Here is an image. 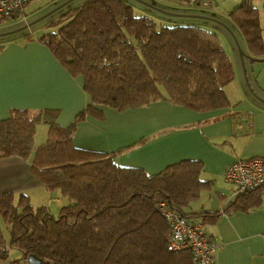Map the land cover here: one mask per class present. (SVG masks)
Wrapping results in <instances>:
<instances>
[{
  "label": "trees",
  "instance_id": "16d2710c",
  "mask_svg": "<svg viewBox=\"0 0 264 264\" xmlns=\"http://www.w3.org/2000/svg\"><path fill=\"white\" fill-rule=\"evenodd\" d=\"M230 16L251 52L261 56L257 9L242 0ZM52 24L38 40L72 76L82 77L88 101L68 126L55 122L56 109L34 115L10 109L0 119V158L31 155L32 175L66 201L55 215L45 204L34 207L25 193L16 198L1 193L0 218L10 238L6 242L0 226V260L12 247L20 255L8 264H29V257L38 264H195L188 248L167 249L171 229L160 203L205 227L232 207L258 205L264 182L238 192L221 209L196 216L186 208L207 187L199 177L201 162L185 159L149 173L118 165L114 153L78 148L72 138L87 116L103 119V107L124 112L160 99L197 112L227 107L223 87L233 70L219 37L196 25H160L124 0H85ZM41 121L48 125L46 137L35 144Z\"/></svg>",
  "mask_w": 264,
  "mask_h": 264
},
{
  "label": "crops",
  "instance_id": "0c3cea01",
  "mask_svg": "<svg viewBox=\"0 0 264 264\" xmlns=\"http://www.w3.org/2000/svg\"><path fill=\"white\" fill-rule=\"evenodd\" d=\"M124 1L136 13L160 25H196L215 32L233 70L232 80L223 87L229 104L208 112L193 111L163 99L124 112L103 107V119L87 116L76 124L72 142L81 149L114 153L113 160L118 165L142 167L149 173L185 159L199 161V177L207 187L189 203L187 213L197 216L219 210L235 196L234 184L224 177L227 166L237 159L264 156V52L261 56L251 52L230 16L242 0H214L208 7L187 0H133L137 6ZM250 2L258 11L264 41V0ZM54 28L51 21L0 42V119L6 118L12 108L26 109L30 115L56 109L55 122L68 126L86 105L82 77L72 76L38 40L43 32ZM231 82L232 98L226 91ZM47 128L43 121L37 124L34 143L45 140ZM141 138H145L144 143L122 149ZM119 149L121 152H117ZM30 160L31 155L0 158V194L7 192L16 198L25 193L31 204L40 194L42 198L37 203L51 205L56 214L58 202L66 199L48 192L32 175ZM204 228L216 247L213 264H264V193L258 205L248 209L232 207ZM11 258L14 257L9 254L0 264H8Z\"/></svg>",
  "mask_w": 264,
  "mask_h": 264
},
{
  "label": "built area",
  "instance_id": "2783aa9c",
  "mask_svg": "<svg viewBox=\"0 0 264 264\" xmlns=\"http://www.w3.org/2000/svg\"><path fill=\"white\" fill-rule=\"evenodd\" d=\"M33 0H0V20L18 18L25 21L26 5ZM190 3L211 6L214 0H187ZM227 181L234 184V195L264 182V163L260 157L237 159L224 171ZM160 211L170 225L168 250L188 248L195 264H213L216 247L200 222H191L176 209L160 203Z\"/></svg>",
  "mask_w": 264,
  "mask_h": 264
},
{
  "label": "rangeland",
  "instance_id": "374dc122",
  "mask_svg": "<svg viewBox=\"0 0 264 264\" xmlns=\"http://www.w3.org/2000/svg\"><path fill=\"white\" fill-rule=\"evenodd\" d=\"M85 0H33L26 5L25 12H26V23L23 22L21 19L18 18H10L0 22V42H3L5 39L16 36L18 34H25L27 29L30 27L31 29H38L42 27L45 23H51V21L57 19L62 13L66 12L68 9L76 6L77 4L83 2ZM128 2H132L133 5L137 6V3L133 0H127ZM142 1V0H137ZM151 2H155L154 0H149ZM158 6H161L160 3H156ZM161 8V7H160ZM29 23L28 25H26ZM242 66V65H241ZM243 70V68H242ZM237 72H240L237 70ZM238 74V73H237ZM239 75V74H238ZM245 85L248 86V82L245 80ZM234 83L231 82L226 87L227 93L232 98L231 87H233ZM44 127V125H42ZM39 127V126H38ZM36 143V142H35ZM37 144V143H36ZM57 193H59L57 191ZM60 195V193H59ZM42 198L40 194L37 195V199H33L32 204L34 207L40 206V203L37 201ZM46 204L47 202L44 201ZM58 202V201H57ZM59 205L61 206L62 203L59 201ZM52 208L51 205H49ZM49 207V208H50ZM59 210V209H58ZM56 211V213L58 212ZM52 211V210H51ZM53 212V211H52ZM56 215V214H55ZM0 226L2 229V233L6 242H9V230L7 225L2 221L0 218ZM9 254L13 257L19 256V252L16 248L9 247Z\"/></svg>",
  "mask_w": 264,
  "mask_h": 264
},
{
  "label": "water",
  "instance_id": "95a60500",
  "mask_svg": "<svg viewBox=\"0 0 264 264\" xmlns=\"http://www.w3.org/2000/svg\"><path fill=\"white\" fill-rule=\"evenodd\" d=\"M142 2L147 3L145 1H142ZM38 262L39 261L35 259L34 257H29V264H38Z\"/></svg>",
  "mask_w": 264,
  "mask_h": 264
}]
</instances>
